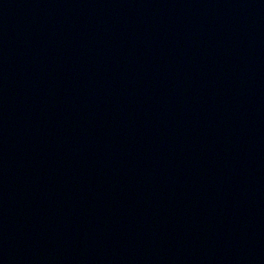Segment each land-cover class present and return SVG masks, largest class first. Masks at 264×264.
I'll use <instances>...</instances> for the list:
<instances>
[{
  "label": "water",
  "instance_id": "water-1",
  "mask_svg": "<svg viewBox=\"0 0 264 264\" xmlns=\"http://www.w3.org/2000/svg\"><path fill=\"white\" fill-rule=\"evenodd\" d=\"M0 264H264V0H0Z\"/></svg>",
  "mask_w": 264,
  "mask_h": 264
}]
</instances>
